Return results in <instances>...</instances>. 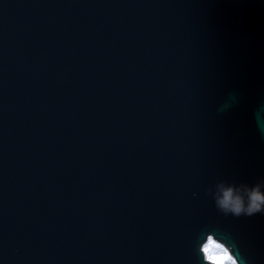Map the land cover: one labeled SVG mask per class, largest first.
<instances>
[{
	"label": "water",
	"instance_id": "obj_1",
	"mask_svg": "<svg viewBox=\"0 0 264 264\" xmlns=\"http://www.w3.org/2000/svg\"><path fill=\"white\" fill-rule=\"evenodd\" d=\"M260 105L264 0H0V264H264Z\"/></svg>",
	"mask_w": 264,
	"mask_h": 264
},
{
	"label": "clouds",
	"instance_id": "obj_2",
	"mask_svg": "<svg viewBox=\"0 0 264 264\" xmlns=\"http://www.w3.org/2000/svg\"><path fill=\"white\" fill-rule=\"evenodd\" d=\"M256 123L261 135H264V105L256 111ZM214 206L224 216L251 217L264 215V178L255 184L229 183L221 181L215 191L208 189ZM198 251L202 258L200 264H249L230 237L218 235L216 231H207L202 239L197 238Z\"/></svg>",
	"mask_w": 264,
	"mask_h": 264
}]
</instances>
